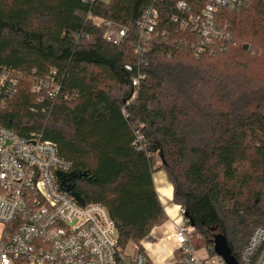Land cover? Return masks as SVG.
I'll return each instance as SVG.
<instances>
[{"label":"trees","instance_id":"16d2710c","mask_svg":"<svg viewBox=\"0 0 264 264\" xmlns=\"http://www.w3.org/2000/svg\"><path fill=\"white\" fill-rule=\"evenodd\" d=\"M152 1L0 0V74L20 73L0 123L42 134L73 171L86 172L71 181L108 208L123 247L143 251L167 219L153 178L164 168L196 244L214 254L223 234L243 264L249 238L264 228V2L218 10L232 40L216 54L197 55L185 44L192 36L161 14L132 98L138 23ZM101 18L129 28L120 44L106 40ZM52 70L61 84L55 100L31 89L34 76Z\"/></svg>","mask_w":264,"mask_h":264},{"label":"built area","instance_id":"2783aa9c","mask_svg":"<svg viewBox=\"0 0 264 264\" xmlns=\"http://www.w3.org/2000/svg\"><path fill=\"white\" fill-rule=\"evenodd\" d=\"M95 2L96 0H85ZM248 0H153L138 23L137 74L131 79L132 98L145 73L143 59L160 16L170 19L191 38L185 39L197 55L224 51L232 40L217 12L221 8H240ZM264 2V0H263ZM91 11L88 12V16ZM106 40L120 44L129 28L112 19L101 18ZM129 71L134 65L126 64ZM56 70L45 77L34 76L31 89L55 100L61 84ZM20 73L4 69L0 74V112L16 89ZM142 135L138 139H142ZM72 162L62 157L56 143L40 133L20 136L0 123V264H153L147 253L129 252L119 241V232L108 208L99 202L80 203L61 184L58 172L68 175ZM174 232L176 242L171 264H227L210 253L211 246L196 244L195 225L185 216ZM198 239L201 238L199 234ZM206 251L205 257L200 251ZM243 264H264V228L257 227L245 245Z\"/></svg>","mask_w":264,"mask_h":264},{"label":"crops","instance_id":"0c3cea01","mask_svg":"<svg viewBox=\"0 0 264 264\" xmlns=\"http://www.w3.org/2000/svg\"><path fill=\"white\" fill-rule=\"evenodd\" d=\"M154 171L153 178L158 196L164 206L167 219L153 227L147 237L142 240V246L153 264H171L176 242L173 237L178 223L179 204L173 202V185L164 170ZM173 205H170V202Z\"/></svg>","mask_w":264,"mask_h":264},{"label":"water","instance_id":"95a60500","mask_svg":"<svg viewBox=\"0 0 264 264\" xmlns=\"http://www.w3.org/2000/svg\"><path fill=\"white\" fill-rule=\"evenodd\" d=\"M86 172H75L72 171L68 175H65L61 172H58V175L61 178V184L65 188L66 191L70 192L76 200H78L80 203L85 202V198L78 192V190L75 188V184L71 182L72 178L78 176V175H85ZM185 216L187 217V214L185 213ZM193 224V222L191 221ZM214 250L215 253L222 256L227 264H239L237 258L232 254L231 249L228 245L227 239L225 235L223 234H217L214 238Z\"/></svg>","mask_w":264,"mask_h":264},{"label":"rangeland","instance_id":"374dc122","mask_svg":"<svg viewBox=\"0 0 264 264\" xmlns=\"http://www.w3.org/2000/svg\"><path fill=\"white\" fill-rule=\"evenodd\" d=\"M159 170H162L161 172H162V174L164 173V168H160V169H157L156 171H159ZM170 205H173V202L171 201L170 202ZM178 222H180V221H182L183 220V218L180 216V214L178 215ZM126 249H127V251H129V252H134L136 249H137V246L134 244V243H129L127 246H126ZM200 254L202 255V256H206V255H208V253L206 252V251H204V250H202V251H200Z\"/></svg>","mask_w":264,"mask_h":264},{"label":"flooded vegetation","instance_id":"af4514ba","mask_svg":"<svg viewBox=\"0 0 264 264\" xmlns=\"http://www.w3.org/2000/svg\"><path fill=\"white\" fill-rule=\"evenodd\" d=\"M73 184H75V182L74 181H71Z\"/></svg>","mask_w":264,"mask_h":264}]
</instances>
